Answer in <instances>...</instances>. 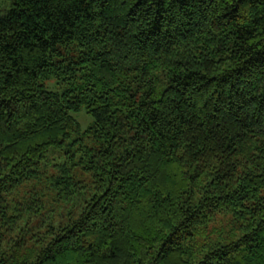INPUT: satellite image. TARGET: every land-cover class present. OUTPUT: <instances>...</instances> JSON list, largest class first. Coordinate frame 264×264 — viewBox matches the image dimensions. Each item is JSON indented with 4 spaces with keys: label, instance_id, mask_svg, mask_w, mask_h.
I'll list each match as a JSON object with an SVG mask.
<instances>
[{
    "label": "trees",
    "instance_id": "1",
    "mask_svg": "<svg viewBox=\"0 0 264 264\" xmlns=\"http://www.w3.org/2000/svg\"><path fill=\"white\" fill-rule=\"evenodd\" d=\"M0 264H264V0H0Z\"/></svg>",
    "mask_w": 264,
    "mask_h": 264
},
{
    "label": "rangeland",
    "instance_id": "2",
    "mask_svg": "<svg viewBox=\"0 0 264 264\" xmlns=\"http://www.w3.org/2000/svg\"><path fill=\"white\" fill-rule=\"evenodd\" d=\"M77 118H78L83 124H85V123H87L88 121L91 120V118H90V117H87V115L84 114L83 112L80 113V114H78V115H77ZM88 118H89V119H88Z\"/></svg>",
    "mask_w": 264,
    "mask_h": 264
}]
</instances>
